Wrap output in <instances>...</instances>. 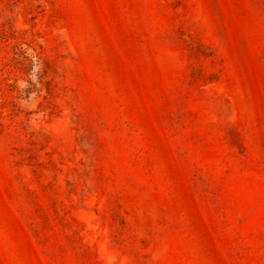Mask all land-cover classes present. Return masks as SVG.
I'll use <instances>...</instances> for the list:
<instances>
[{
  "label": "rangeland",
  "instance_id": "1",
  "mask_svg": "<svg viewBox=\"0 0 264 264\" xmlns=\"http://www.w3.org/2000/svg\"><path fill=\"white\" fill-rule=\"evenodd\" d=\"M0 264H264V0H0Z\"/></svg>",
  "mask_w": 264,
  "mask_h": 264
}]
</instances>
